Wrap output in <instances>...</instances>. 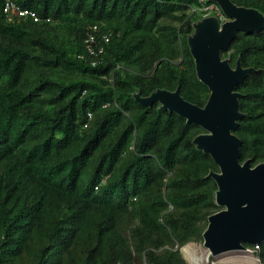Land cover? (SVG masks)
I'll return each instance as SVG.
<instances>
[{
	"label": "trees",
	"instance_id": "1",
	"mask_svg": "<svg viewBox=\"0 0 264 264\" xmlns=\"http://www.w3.org/2000/svg\"><path fill=\"white\" fill-rule=\"evenodd\" d=\"M264 16V0H231ZM0 0V264H187L221 210L204 133L134 95L179 89L203 107L187 38L206 0ZM219 11V9H218ZM220 12V11H219ZM222 59L252 68L233 134L264 163V29ZM175 244H174V243ZM248 250L254 246L244 245ZM264 264V242L254 254Z\"/></svg>",
	"mask_w": 264,
	"mask_h": 264
},
{
	"label": "water",
	"instance_id": "2",
	"mask_svg": "<svg viewBox=\"0 0 264 264\" xmlns=\"http://www.w3.org/2000/svg\"><path fill=\"white\" fill-rule=\"evenodd\" d=\"M216 4L225 20L215 15L194 23L187 44L194 61L197 79L209 90L203 107L182 98L179 89L156 90L149 96L134 95L136 102L174 113L202 128L204 133L193 140L198 150L208 154L218 171L208 177L216 184L215 203L222 209L207 218L202 234L203 246L211 256L229 251H247L245 244L264 242V163L251 167L249 160L240 163L241 141L233 132L237 129L239 94L235 88L252 68L235 67L228 58L222 59L237 32L264 29V16L255 9L233 4L231 0H209Z\"/></svg>",
	"mask_w": 264,
	"mask_h": 264
},
{
	"label": "rangeland",
	"instance_id": "3",
	"mask_svg": "<svg viewBox=\"0 0 264 264\" xmlns=\"http://www.w3.org/2000/svg\"><path fill=\"white\" fill-rule=\"evenodd\" d=\"M202 242L203 239L201 242H187L182 246L183 248H180V253L187 264H259V261L254 259L248 251H229L211 256ZM185 247H189L188 252L183 250Z\"/></svg>",
	"mask_w": 264,
	"mask_h": 264
},
{
	"label": "built area",
	"instance_id": "4",
	"mask_svg": "<svg viewBox=\"0 0 264 264\" xmlns=\"http://www.w3.org/2000/svg\"><path fill=\"white\" fill-rule=\"evenodd\" d=\"M201 2H205L206 0H200ZM201 10L204 11V12H210V11H213L216 13V16L222 20L223 19V16L222 14L218 11V8L217 6L213 5V4H210L208 6L206 5H202L201 7ZM217 11V12H216ZM3 12L7 15L8 19L9 20H12L13 16H17V17H21V16H29L31 18H33L34 21L37 20L35 14L31 11H27V10H24V9H21L16 3H15V0H4V6H3ZM250 252V254L253 256L255 253H257L258 251V245H255L254 246V249L252 250H248ZM255 259L257 261L258 258L255 256Z\"/></svg>",
	"mask_w": 264,
	"mask_h": 264
},
{
	"label": "clouds",
	"instance_id": "5",
	"mask_svg": "<svg viewBox=\"0 0 264 264\" xmlns=\"http://www.w3.org/2000/svg\"><path fill=\"white\" fill-rule=\"evenodd\" d=\"M213 5H215V6H217L216 4H214V3H212ZM217 8L219 9V7L217 6ZM219 11H220V9H219ZM220 13H221V11H220ZM222 14V13H221ZM209 16H212V15H209ZM215 16H216V13H215ZM223 16V15H222ZM220 20V19H219ZM225 20V18L223 17V19L222 20H220V22H223ZM247 251H248V249H247ZM247 251H245V252H247ZM249 252V251H248ZM252 256V255H251ZM252 257H254V259H255V255H253Z\"/></svg>",
	"mask_w": 264,
	"mask_h": 264
},
{
	"label": "bare ground",
	"instance_id": "6",
	"mask_svg": "<svg viewBox=\"0 0 264 264\" xmlns=\"http://www.w3.org/2000/svg\"><path fill=\"white\" fill-rule=\"evenodd\" d=\"M183 248V247H182ZM188 248L189 247H185L183 250L185 251V252H188ZM252 259V258H251Z\"/></svg>",
	"mask_w": 264,
	"mask_h": 264
},
{
	"label": "crops",
	"instance_id": "7",
	"mask_svg": "<svg viewBox=\"0 0 264 264\" xmlns=\"http://www.w3.org/2000/svg\"><path fill=\"white\" fill-rule=\"evenodd\" d=\"M249 259H251V258H249ZM249 259H247V261H248Z\"/></svg>",
	"mask_w": 264,
	"mask_h": 264
}]
</instances>
